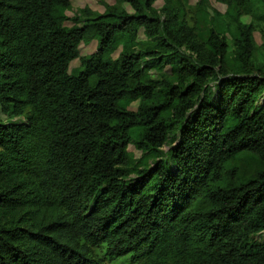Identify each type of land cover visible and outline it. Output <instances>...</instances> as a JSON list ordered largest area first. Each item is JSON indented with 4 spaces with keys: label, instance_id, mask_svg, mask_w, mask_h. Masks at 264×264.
Masks as SVG:
<instances>
[{
    "label": "trees",
    "instance_id": "trees-1",
    "mask_svg": "<svg viewBox=\"0 0 264 264\" xmlns=\"http://www.w3.org/2000/svg\"><path fill=\"white\" fill-rule=\"evenodd\" d=\"M158 1L70 27L71 0H0V264H264V170L238 165L264 163V52L239 13L230 52Z\"/></svg>",
    "mask_w": 264,
    "mask_h": 264
},
{
    "label": "rangeland",
    "instance_id": "rangeland-1",
    "mask_svg": "<svg viewBox=\"0 0 264 264\" xmlns=\"http://www.w3.org/2000/svg\"><path fill=\"white\" fill-rule=\"evenodd\" d=\"M72 8L64 10L63 13L67 17V25L72 27L74 24L72 18L78 17L79 14L86 8L90 9L92 12L97 14H104L106 11V6H120L129 13H132V9L128 4H117V0H71ZM164 1H158L154 8L162 15V8L164 7ZM182 15L185 18L187 24L191 27L196 28L197 35L201 40H206L209 34V30L214 24H217V30L227 41L230 52L234 49V40L237 37L236 29L234 26V16L239 13V22L243 25H250L254 28V40L257 46L256 58L261 60L260 54L263 51L264 44V18L263 8L257 2L253 4H248L246 8L233 6L234 10H230L227 6L218 0H182L181 1ZM235 11V12H234ZM145 36L143 32H140L138 37V42L145 41ZM97 43L94 41L87 44L81 45V55H89L96 51ZM118 53L115 54V57ZM80 67V62L77 60L72 63L71 70H77ZM171 75V70L167 69L164 71H152L151 76L154 80H160L164 77ZM139 102H122V107L130 110L136 111ZM139 128L133 130V136H137ZM169 145L164 147V151H168ZM129 151L134 159H140L142 153L137 151L134 146H130ZM156 160L153 158L149 160L148 165L153 166ZM238 165L244 174L250 176L258 170H264V163L259 162L257 159L250 156H242L238 161ZM132 177H135L133 175ZM254 241L264 242V232L256 235L253 238ZM108 264H133L127 259H119Z\"/></svg>",
    "mask_w": 264,
    "mask_h": 264
}]
</instances>
